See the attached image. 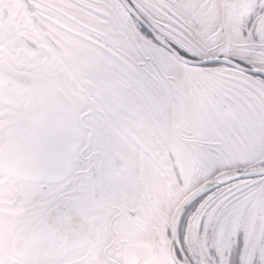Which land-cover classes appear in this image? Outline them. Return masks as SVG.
Segmentation results:
<instances>
[{
    "label": "snow or ice",
    "instance_id": "obj_1",
    "mask_svg": "<svg viewBox=\"0 0 264 264\" xmlns=\"http://www.w3.org/2000/svg\"><path fill=\"white\" fill-rule=\"evenodd\" d=\"M0 264H264V0H0Z\"/></svg>",
    "mask_w": 264,
    "mask_h": 264
}]
</instances>
